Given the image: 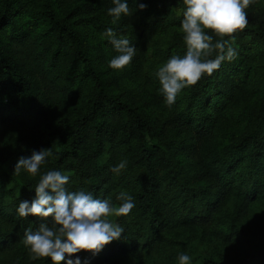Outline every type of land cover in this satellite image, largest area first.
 Segmentation results:
<instances>
[{"label":"trees","instance_id":"1","mask_svg":"<svg viewBox=\"0 0 264 264\" xmlns=\"http://www.w3.org/2000/svg\"><path fill=\"white\" fill-rule=\"evenodd\" d=\"M125 2L131 14L113 24V0H0V211L8 223L1 245L21 251L12 264H52L50 257L32 260L28 248L18 249L25 229L35 231L42 218L20 217L17 209L35 198L42 174L59 170L69 175V191L91 192L114 206L122 203L121 192L134 198L127 216H113L124 229L121 239L97 255L70 257L81 264H179L185 252L195 253L189 264H264V227L247 258L227 256L231 241L245 234L248 209L264 201V5L254 0L245 9L247 27L223 37L235 59L182 89L159 116L113 86L91 51L90 28L131 38L135 28L141 37L149 26L172 24L167 49L183 56L185 6L183 0ZM205 31L213 42L221 39ZM255 74L261 99L236 118L239 127L228 128L225 104L236 84ZM150 101L156 103L153 95ZM41 149L53 155L35 176L4 167ZM125 159L119 174L110 171ZM217 239L216 250L209 243Z\"/></svg>","mask_w":264,"mask_h":264},{"label":"clouds","instance_id":"2","mask_svg":"<svg viewBox=\"0 0 264 264\" xmlns=\"http://www.w3.org/2000/svg\"><path fill=\"white\" fill-rule=\"evenodd\" d=\"M254 0H183L185 9L181 21L184 42L187 48L183 56L172 55L156 72L165 97L171 108L178 93L185 87L193 86L206 73L211 76L219 69L222 62L232 61L237 56L236 50L223 37H232L248 25L245 9ZM114 6L108 9L112 23L121 19V15H130L129 5L125 0H113ZM147 6L140 4L139 9ZM211 30L221 39L213 42ZM103 35L110 40L117 55L109 61L112 69H123L130 64L137 48L127 38H117L112 28ZM214 58L212 57L213 53ZM53 155L52 149L33 151L30 157H20L14 168V175L21 170L35 176L46 159ZM128 161L122 160L110 169L119 174L127 167ZM69 175L52 170L42 174L35 187V198L19 203L17 213L20 217L36 216L42 218L37 229L27 228L22 243L31 253V259L51 258L52 264H61L65 254L69 257L81 251L99 252L114 240H120L124 229L108 218L127 216L135 207L134 198L127 192H121L117 199L122 203L114 206L111 199L94 198L91 192L84 190L69 191ZM50 218V219H49ZM179 264H189L190 256L181 253ZM67 264H81L69 258Z\"/></svg>","mask_w":264,"mask_h":264},{"label":"rangeland","instance_id":"3","mask_svg":"<svg viewBox=\"0 0 264 264\" xmlns=\"http://www.w3.org/2000/svg\"><path fill=\"white\" fill-rule=\"evenodd\" d=\"M259 6L264 5V0H257ZM101 26V24H96ZM175 26L170 24L164 28L155 27L152 29L150 26L147 27L145 31L141 34V37H136V28L132 32L131 38L122 36L118 33L117 38L123 37L131 41V43L137 48L136 54L134 55L130 64L125 66L123 69H112L109 67V61L117 55L113 45L110 40L103 35L104 31L96 28L94 25L90 28L91 35L93 37L92 41L96 44L93 46V55L96 58L98 66L105 70L106 76L110 79V82L116 87L117 90L123 94H127L128 98L133 102L134 105L139 106H149V110L152 112L150 115L166 114L169 107L167 106L165 99L160 92V82L156 76L158 69L164 65V63L172 56L179 55V53L167 49V45L171 39L172 30H175ZM179 28V26H178ZM137 42V46L134 42ZM257 76L251 75L246 80H240L236 84L235 93L230 101L225 104V109L227 112L223 115L226 116V121H224L228 128L239 127L240 125L233 124L236 118H240L239 115L245 111L248 106H253L259 103V93L256 91L257 86ZM154 96L156 103L150 101L151 96ZM151 104V105H150ZM144 110V109H143ZM147 112V111H145ZM222 129H224L222 127ZM7 170H11L14 173L15 164L12 162H7L4 166ZM25 177L32 176L25 170H21L20 174ZM234 200L228 198L226 203L227 206L232 205ZM113 223H117L113 216L108 218ZM264 201L261 204H255L253 207L248 209L247 213L243 218V223H245V234H242L241 238L231 241L228 248V258L229 259H240L247 258L249 252L254 249L259 236L262 234V227H264ZM5 230H8L7 219L3 217L0 211V239L4 236ZM0 242V264H12L13 262L20 261L22 259L21 251L17 250L12 252V249L4 248ZM212 247L221 249V241L219 239L216 242L209 243ZM261 245H264L262 243ZM24 244L20 245L18 249L23 247ZM107 246V245H106ZM207 251L208 245H205ZM263 247V246H259ZM205 247L202 245L198 247V252L201 253ZM190 258H193L195 253H188ZM16 255L17 258L12 259L11 257ZM70 257L65 255V259L68 260ZM72 259V258H71ZM125 259V258H124ZM75 261V260H73ZM121 264H129V261L125 259L118 260ZM106 264V263H100Z\"/></svg>","mask_w":264,"mask_h":264}]
</instances>
